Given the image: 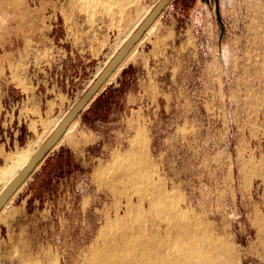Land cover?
Here are the masks:
<instances>
[{"label": "rangeland", "instance_id": "1", "mask_svg": "<svg viewBox=\"0 0 264 264\" xmlns=\"http://www.w3.org/2000/svg\"><path fill=\"white\" fill-rule=\"evenodd\" d=\"M158 1L0 0V168L42 145ZM133 53L1 212L0 264H84L127 217L134 188L108 178L136 149L185 219L264 264V0H173Z\"/></svg>", "mask_w": 264, "mask_h": 264}, {"label": "bare ground", "instance_id": "2", "mask_svg": "<svg viewBox=\"0 0 264 264\" xmlns=\"http://www.w3.org/2000/svg\"><path fill=\"white\" fill-rule=\"evenodd\" d=\"M5 2L9 5H17L20 0H5ZM135 48L116 73L127 61L129 62L130 56L135 54L133 53ZM37 149L35 145L29 144L17 155L11 156L8 165L0 168V182H4L6 186ZM132 152L139 159L137 160L139 163L130 161V156H127L126 162L123 161L125 163L122 162L116 167L115 164L113 171L109 168L112 172L108 170L110 186L114 187L121 183L123 186L129 184L134 188V192L126 198L128 199L127 217L117 222L115 228L109 227L111 229L104 232L103 242L86 257L84 264H237L232 248L223 243V239L213 236L212 232L208 231L209 226L203 224L204 221L195 220L198 214L195 218L185 219L176 204L175 193L167 191L160 183L150 179L151 169L144 150L136 149ZM150 214L166 222L163 235L160 230L149 228L147 218ZM262 226L260 235L263 236L264 244V225Z\"/></svg>", "mask_w": 264, "mask_h": 264}, {"label": "water", "instance_id": "3", "mask_svg": "<svg viewBox=\"0 0 264 264\" xmlns=\"http://www.w3.org/2000/svg\"><path fill=\"white\" fill-rule=\"evenodd\" d=\"M173 0H159L154 8L139 23L136 29L130 34L127 40L117 50L113 57L108 61L100 74L91 83L76 104L67 112L58 125L54 128L48 138L34 152L21 170L12 178L0 193V213L4 210L9 201L18 191L28 182L37 169L47 159L60 143L70 126L87 110L98 95L105 89L111 77L116 73L132 50L142 41L150 27L162 15L164 10ZM219 14V5H217Z\"/></svg>", "mask_w": 264, "mask_h": 264}, {"label": "trees", "instance_id": "4", "mask_svg": "<svg viewBox=\"0 0 264 264\" xmlns=\"http://www.w3.org/2000/svg\"><path fill=\"white\" fill-rule=\"evenodd\" d=\"M125 72H126L125 70L122 72V75H123V76L125 75ZM103 96H104V94L100 95L97 99H95V101H94L93 104H94V105L97 104V103L99 102V99H100L101 97H103ZM51 159H52V161H53L54 158H50V160H49V159H48V160L51 162ZM54 160H55V159H54ZM51 163L53 164V162H51Z\"/></svg>", "mask_w": 264, "mask_h": 264}, {"label": "crops", "instance_id": "5", "mask_svg": "<svg viewBox=\"0 0 264 264\" xmlns=\"http://www.w3.org/2000/svg\"><path fill=\"white\" fill-rule=\"evenodd\" d=\"M102 94L105 95L104 90L98 95V97H99L100 95H102ZM98 97H97V98H98ZM97 98H96V99H97ZM101 98H102V97H101ZM101 98H100V99H101ZM94 101H95V100H94ZM93 103H94V102H93ZM93 103H92L91 105H94ZM92 107H94V106H92ZM85 111H86V110H85ZM85 111H84V112H85ZM87 111H88V110H87ZM84 112H83V113H84ZM84 115H85V114H84ZM0 155H1V152H0Z\"/></svg>", "mask_w": 264, "mask_h": 264}]
</instances>
